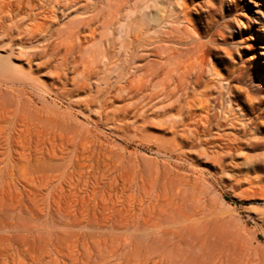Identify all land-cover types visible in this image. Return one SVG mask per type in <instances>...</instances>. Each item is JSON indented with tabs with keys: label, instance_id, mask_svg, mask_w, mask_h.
<instances>
[{
	"label": "bare ground",
	"instance_id": "obj_1",
	"mask_svg": "<svg viewBox=\"0 0 264 264\" xmlns=\"http://www.w3.org/2000/svg\"><path fill=\"white\" fill-rule=\"evenodd\" d=\"M182 1L0 0V264H264L218 192L264 190V96Z\"/></svg>",
	"mask_w": 264,
	"mask_h": 264
},
{
	"label": "rangeland",
	"instance_id": "obj_2",
	"mask_svg": "<svg viewBox=\"0 0 264 264\" xmlns=\"http://www.w3.org/2000/svg\"><path fill=\"white\" fill-rule=\"evenodd\" d=\"M207 1L184 0L180 4L183 6L185 4L190 24L196 32L219 39L215 36L217 29L213 24L215 18ZM225 2L224 8L228 14L226 19L231 22L237 35V45L221 46V50L212 55L209 60L214 63L218 71L225 74L230 69V66L227 67L230 58L226 55L225 48L232 47L240 50L243 57L247 54L250 71L255 74L254 88L260 96H264V0H225ZM240 105V103L235 105L237 111ZM218 192L221 194V201L236 216V223L245 235L253 240L254 245L264 246V190L262 193L253 194H243L238 190L225 192L222 189Z\"/></svg>",
	"mask_w": 264,
	"mask_h": 264
}]
</instances>
